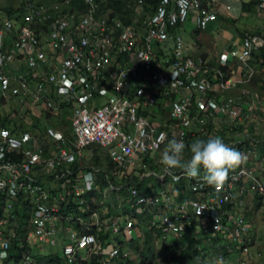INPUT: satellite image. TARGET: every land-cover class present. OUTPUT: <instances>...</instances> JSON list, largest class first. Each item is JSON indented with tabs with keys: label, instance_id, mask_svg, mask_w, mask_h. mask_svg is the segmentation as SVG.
Instances as JSON below:
<instances>
[{
	"label": "built area",
	"instance_id": "built-area-1",
	"mask_svg": "<svg viewBox=\"0 0 264 264\" xmlns=\"http://www.w3.org/2000/svg\"><path fill=\"white\" fill-rule=\"evenodd\" d=\"M21 1L20 17L0 22V259L21 241L124 264L146 231L264 264V95L231 93L253 76L264 23L212 64L182 36L217 20L208 0H139L149 12L129 20L99 0ZM255 6L264 22V0ZM64 116L68 134L52 126ZM212 137L241 154L222 184L164 172L170 139L186 161L194 140Z\"/></svg>",
	"mask_w": 264,
	"mask_h": 264
},
{
	"label": "rangeland",
	"instance_id": "rangeland-1",
	"mask_svg": "<svg viewBox=\"0 0 264 264\" xmlns=\"http://www.w3.org/2000/svg\"><path fill=\"white\" fill-rule=\"evenodd\" d=\"M35 3H37V0H33ZM128 5H130L131 12L126 16V20H129L132 17L137 16L140 14H147L149 12V9H145L144 7H138L137 3L139 0H125ZM21 0H0V22L6 17L9 11H15L18 8H20ZM101 8H108L106 5L105 0H99ZM239 7L236 10V14L232 13L234 17H237L233 23L230 24H223L221 20L215 22L212 28L206 29L205 31H199L202 34V37L204 40L202 41L200 45V49L208 51L212 55H206V56H214L216 53L220 52L225 48V39L223 34L225 33L224 30L228 29L229 34H231L234 31V28L237 31H256L258 27L261 26V22L263 21L262 18H260L259 14L256 11V0H239ZM246 5V6H244ZM129 9V7H128ZM228 12V11H227ZM262 20V21H261ZM264 23V22H263ZM248 27V28H247ZM253 28V29H252ZM252 29V30H250ZM187 33L185 36L183 35V38L186 40H190V38L186 35H189L191 32H193L194 40L196 37V34L198 32L195 31V26H193L191 23L186 26ZM198 42V41H197ZM205 54V52L203 53ZM261 61H259L256 57H254L251 61V66L253 69V76L250 80V82L246 85H243L242 87L236 89L233 91V94L236 95H244L250 90H253L254 92L258 93L259 95H264V67L261 66ZM5 111V109H4ZM89 158V157H88ZM92 163L95 168H100L102 165L101 163L94 158L92 160ZM153 183L151 180H147L143 183L144 190H149L148 187L150 184ZM262 217L258 218V222L261 223ZM151 241H153L155 253L157 260L160 262L163 259H168V255L171 253L172 248L165 249V246H167L166 242H162L160 240L152 238ZM135 243L137 241H134ZM140 245H142L143 241H139ZM142 246H140V249ZM46 250V251H45ZM44 251L32 249L30 250L31 253L34 255L42 256L43 253H49L50 249H45ZM57 251V250H55ZM170 252V253H169ZM169 253V254H168ZM44 256V255H43ZM53 256V255H48ZM44 256V257H48ZM38 258V257H37ZM136 257H131L130 260L127 261L126 264H138V260ZM5 259H0V261H4ZM38 261V262H37ZM36 260L32 259L30 264H53V262L47 260L46 262L39 260V258ZM133 262V263H131ZM0 264H5L4 262H0ZM14 264V263H11ZM22 264H24L22 262ZM193 264H238V259L232 260V259H217L214 257H196L195 262Z\"/></svg>",
	"mask_w": 264,
	"mask_h": 264
},
{
	"label": "clouds",
	"instance_id": "clouds-1",
	"mask_svg": "<svg viewBox=\"0 0 264 264\" xmlns=\"http://www.w3.org/2000/svg\"><path fill=\"white\" fill-rule=\"evenodd\" d=\"M185 143L182 140L170 139L160 157V163L163 166L164 172L167 174L174 169L182 170L183 175L188 178H198L210 186H218L227 178L228 171L237 166L241 161V154L234 148L229 147L220 137H212L205 140L196 139L189 146L190 158L184 160L183 153ZM174 179H177L173 175ZM135 243L134 241L132 244ZM42 249L32 246L28 250ZM130 249L131 246H130ZM46 251V250H45ZM31 253V251H27ZM26 251H22V254ZM58 255L59 252L50 251L43 253L42 256ZM38 256V255H37ZM133 258L136 257L132 249ZM235 260V259H232ZM32 258L30 255L22 256L24 264H30ZM63 264H65L63 262Z\"/></svg>",
	"mask_w": 264,
	"mask_h": 264
},
{
	"label": "trees",
	"instance_id": "trees-1",
	"mask_svg": "<svg viewBox=\"0 0 264 264\" xmlns=\"http://www.w3.org/2000/svg\"><path fill=\"white\" fill-rule=\"evenodd\" d=\"M106 5L108 8L113 9L114 13L121 16L123 20H126V16L131 12L130 9H128V4L125 0H105ZM145 4L148 5H156L158 0H143ZM52 2H43L38 1L36 4H50ZM79 3L75 2V6H78ZM246 6V5H244ZM20 14H22V2L20 4V8H18L15 11H9L7 14V18H18L20 17ZM6 18V17H5ZM262 60L261 66L264 67V51H260V53L256 56ZM64 125L60 123H53L52 126H55L56 128L63 131L64 134H68L67 129L65 128L67 126V120L66 116L63 117ZM207 139H205L206 141ZM152 237L148 232L144 231L143 237L136 239V243H131L130 246L133 249L135 255L137 256L138 264H193L195 262L196 257H204L206 258L205 254H202L198 250V245L201 244L200 241H190L188 237L183 238L182 241H162L166 242L167 246H165V249L172 248V251H170L168 254V259H163L162 261H158L153 245V241L151 239ZM139 241H143L142 245H140ZM110 242V241H108ZM117 242V241H114ZM118 243V242H117ZM21 241H11L10 244V250L9 255L7 258H5L4 262L5 264H22V251H30L27 247H24ZM204 245V244H203ZM140 246L142 248L140 249ZM30 257L37 261L39 260L46 262L49 260L52 261L53 264H63L62 261H60L58 255L54 256H48V257H40L37 255H34L33 253H29ZM38 257V258H37ZM38 262V261H37ZM133 263V262H131ZM40 264V263H38ZM126 264V263H124ZM135 264V263H134Z\"/></svg>",
	"mask_w": 264,
	"mask_h": 264
},
{
	"label": "crops",
	"instance_id": "crops-1",
	"mask_svg": "<svg viewBox=\"0 0 264 264\" xmlns=\"http://www.w3.org/2000/svg\"><path fill=\"white\" fill-rule=\"evenodd\" d=\"M37 1L53 2L55 0H37ZM208 1L211 2L212 11L217 15V20L215 22L221 20L224 25L225 24L227 25V24L233 23L235 21V19H237V17H234L232 15V13L236 14V10L238 9V7L240 5L239 0H208ZM244 1L246 2L248 0H244ZM227 7H229L230 10L226 9ZM215 22L209 23L207 25L206 29L212 28L213 25L215 24ZM189 24H187V25H189ZM262 25H263V21L261 22V26L258 27V29L256 31H237L234 28V31L231 34H229V30L228 29H225L224 30L225 33L223 34L224 39H225V48L224 49L230 48L232 46V44H234L238 40V37H239V35L242 32H260V29H261ZM186 26L184 27V29L182 31V36L183 35L185 36V34L187 33ZM252 29H250V30H252ZM202 35H204V34H202L201 32H198L196 34L195 40H194L193 32H191L189 35H186V36H188L190 38V40H186L184 38V40H185V42H186V44L188 45V48H189L188 49V53L190 55H192V56H195V57H198V56L203 57V58L207 59L210 63L214 64L216 62L217 55L221 51H223L224 49L221 50L220 52L216 53L214 56H206V55H212V54H210L206 50H202L201 51L200 45H201L202 41L204 40ZM194 41H198L197 45H194ZM204 52H205V54H203ZM256 58L259 61H261L260 58H258V57H256ZM232 64H234V63L232 62ZM237 74H239L238 70H237ZM261 127H264V123L261 124ZM256 136H257V138L261 139V141H262V139L264 138V128L261 129V128L258 127ZM263 143L261 142V144H263Z\"/></svg>",
	"mask_w": 264,
	"mask_h": 264
},
{
	"label": "bare ground",
	"instance_id": "bare-ground-1",
	"mask_svg": "<svg viewBox=\"0 0 264 264\" xmlns=\"http://www.w3.org/2000/svg\"><path fill=\"white\" fill-rule=\"evenodd\" d=\"M60 246L61 247H65V246H62V245H60ZM27 248H32V247H27ZM41 248L44 251L46 249V246H42ZM28 254L29 253L26 252V253L22 254V256H26ZM81 254L83 255L82 252H81ZM59 259H60V261L64 262L65 264H69V263L92 264V259H90V258H87V259L81 261L80 260L81 259L80 255L73 256L71 254H67V255H64L62 258H59ZM0 262H2V261H0Z\"/></svg>",
	"mask_w": 264,
	"mask_h": 264
}]
</instances>
